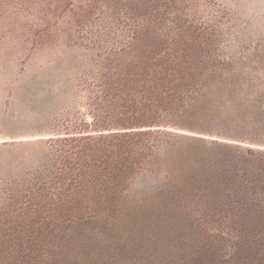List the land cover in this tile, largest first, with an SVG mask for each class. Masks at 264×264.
<instances>
[{
    "label": "rangeland",
    "instance_id": "rangeland-1",
    "mask_svg": "<svg viewBox=\"0 0 264 264\" xmlns=\"http://www.w3.org/2000/svg\"><path fill=\"white\" fill-rule=\"evenodd\" d=\"M163 5L148 13L161 29L182 13L209 39L205 66L132 138L125 176L113 139L56 138L109 130L97 54L146 19L123 15L143 3L0 0V264H264V0ZM83 142L104 162L85 172L72 153Z\"/></svg>",
    "mask_w": 264,
    "mask_h": 264
},
{
    "label": "trees",
    "instance_id": "trees-1",
    "mask_svg": "<svg viewBox=\"0 0 264 264\" xmlns=\"http://www.w3.org/2000/svg\"><path fill=\"white\" fill-rule=\"evenodd\" d=\"M137 1L144 5L142 16H137V11L133 8L129 9L130 13L123 15L126 18L133 19L135 16L146 19L138 22L133 20L131 34L128 37L121 36L123 43L120 47L112 46L103 50L105 54H97V103L107 101L113 109L110 113L113 118L109 121L97 118V128L109 130L97 135L56 138L74 143L90 140L92 136L113 139L111 147L114 149L110 155L114 157V175L126 176L139 163L135 151H132V138L143 132L153 131L154 124L161 122L159 113L168 114L175 110L176 103L182 100L184 90L190 94L205 66L199 57L201 48L209 43V39L201 35V29L183 20L182 13H176L175 21H171L175 28L168 25L166 29L160 28V19L148 16L152 10L166 6L163 5L166 0ZM123 18L116 20L120 22ZM79 19L80 17L76 20L77 24L81 22ZM104 34L103 30L98 31L97 39L100 38L101 41ZM101 42L98 46L102 44L103 47V42L107 41ZM136 93L140 96L138 102L132 97ZM82 124L83 122L80 126ZM89 146L88 142H83L81 148L74 147L78 151L72 152L83 166L84 172L86 168L97 165V162L104 163L100 160L102 157L98 158ZM259 155L262 163L259 167L264 173V153Z\"/></svg>",
    "mask_w": 264,
    "mask_h": 264
},
{
    "label": "bare ground",
    "instance_id": "bare-ground-1",
    "mask_svg": "<svg viewBox=\"0 0 264 264\" xmlns=\"http://www.w3.org/2000/svg\"><path fill=\"white\" fill-rule=\"evenodd\" d=\"M47 136H40V137H38V138H46Z\"/></svg>",
    "mask_w": 264,
    "mask_h": 264
}]
</instances>
